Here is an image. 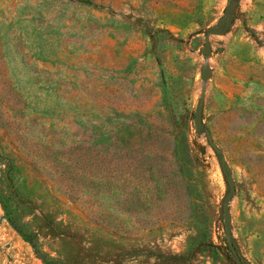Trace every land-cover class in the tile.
Segmentation results:
<instances>
[{
	"label": "rangeland",
	"instance_id": "rangeland-1",
	"mask_svg": "<svg viewBox=\"0 0 264 264\" xmlns=\"http://www.w3.org/2000/svg\"><path fill=\"white\" fill-rule=\"evenodd\" d=\"M49 262L264 264V0H0V264Z\"/></svg>",
	"mask_w": 264,
	"mask_h": 264
},
{
	"label": "water",
	"instance_id": "water-1",
	"mask_svg": "<svg viewBox=\"0 0 264 264\" xmlns=\"http://www.w3.org/2000/svg\"><path fill=\"white\" fill-rule=\"evenodd\" d=\"M206 51L209 50V46L206 44L205 45ZM209 68L207 65H204L203 69H202V78L204 79V81L207 80V78L209 77ZM202 109H203V98L201 97L199 99V102L197 104L196 110L194 112V124H195V128L197 130L201 129V127L203 126V121H202Z\"/></svg>",
	"mask_w": 264,
	"mask_h": 264
},
{
	"label": "trees",
	"instance_id": "trees-1",
	"mask_svg": "<svg viewBox=\"0 0 264 264\" xmlns=\"http://www.w3.org/2000/svg\"><path fill=\"white\" fill-rule=\"evenodd\" d=\"M2 203V205H3V208H4V210L5 211H7V213H8V206L4 203V202H1ZM7 216H8V214H7ZM10 219V218H9ZM18 231H20L19 229H18ZM25 235V234H24ZM25 237H26V239L27 240H29V242L34 246V244H33V238L31 237V236H26L25 235ZM161 259H163L164 261H171V262H177V261H179L180 259H182L183 257H178V256H173V257H164V256H159ZM48 264H52L51 262H49Z\"/></svg>",
	"mask_w": 264,
	"mask_h": 264
}]
</instances>
